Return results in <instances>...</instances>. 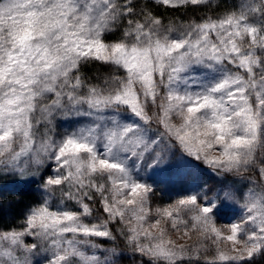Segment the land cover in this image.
<instances>
[{"label": "snow or ice", "instance_id": "snow-or-ice-1", "mask_svg": "<svg viewBox=\"0 0 264 264\" xmlns=\"http://www.w3.org/2000/svg\"><path fill=\"white\" fill-rule=\"evenodd\" d=\"M155 4L193 15L166 23L148 0H0V177L41 193L0 227V264L264 257V0ZM94 63L107 71L89 76ZM200 164L218 185L152 207L154 176ZM226 208L235 219L218 225Z\"/></svg>", "mask_w": 264, "mask_h": 264}, {"label": "trees", "instance_id": "trees-1", "mask_svg": "<svg viewBox=\"0 0 264 264\" xmlns=\"http://www.w3.org/2000/svg\"><path fill=\"white\" fill-rule=\"evenodd\" d=\"M219 8L214 9V12L220 11L238 0H216ZM149 6L154 12L167 19L173 16H180L186 19L188 16L193 15V9L189 8L173 10L165 8L162 5H156L155 0H148ZM204 9H196L197 16L203 12ZM97 70L103 73L107 69L100 64H89L83 68L89 76L94 75ZM46 175L48 173H45ZM39 181L32 182L30 180H21L18 177H0V227H11L17 225L23 218L24 214L30 206L37 203L40 199L41 193L37 190ZM176 196H171L169 199L173 200ZM118 247L124 248L122 242H118ZM194 264H204V260L200 259L194 261ZM253 264H264V257H257Z\"/></svg>", "mask_w": 264, "mask_h": 264}, {"label": "rangeland", "instance_id": "rangeland-1", "mask_svg": "<svg viewBox=\"0 0 264 264\" xmlns=\"http://www.w3.org/2000/svg\"><path fill=\"white\" fill-rule=\"evenodd\" d=\"M153 180L156 181V190L152 196L153 208L158 205L163 206L170 203L172 201L169 199L171 196H176L174 197V199H176L178 196L187 194V192L193 189L197 184L201 187H211L219 184V178L212 174L211 170L202 164L184 174L181 179H168L164 176H154ZM149 182L151 183L152 181ZM220 216L221 218L217 220L218 225L228 223L235 219L232 209H223ZM214 252L215 249L210 248L206 255L212 256L214 255ZM135 259L139 260L140 258L137 256ZM201 259L203 260V255L201 256ZM117 264H133V260L130 259L128 255H124L118 258Z\"/></svg>", "mask_w": 264, "mask_h": 264}]
</instances>
